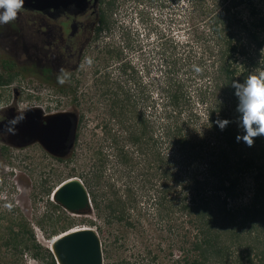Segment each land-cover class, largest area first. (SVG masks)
I'll return each mask as SVG.
<instances>
[{"label":"trees","instance_id":"obj_1","mask_svg":"<svg viewBox=\"0 0 264 264\" xmlns=\"http://www.w3.org/2000/svg\"><path fill=\"white\" fill-rule=\"evenodd\" d=\"M174 1V25L148 23L143 7L137 10L150 26L145 49L142 39L134 43L137 30L113 17L118 0H99L93 41L116 29V39L103 45L115 71L95 80L106 102L99 123L104 142L91 152V172L77 174L95 215L87 222L101 239L103 264H264V136L251 147L237 141L244 132L232 87L264 68V13L253 0ZM136 46L139 62L130 55ZM0 65V87L31 73L79 104L74 77L60 84L34 68H16L7 57ZM220 120L230 123L222 130ZM2 149L7 156V146ZM44 184L32 197L47 196L35 222L51 225L50 233L44 229L50 238L74 221L48 199L51 187ZM0 219L9 221L1 243L17 258L28 253L57 264L21 214Z\"/></svg>","mask_w":264,"mask_h":264},{"label":"rangeland","instance_id":"obj_2","mask_svg":"<svg viewBox=\"0 0 264 264\" xmlns=\"http://www.w3.org/2000/svg\"><path fill=\"white\" fill-rule=\"evenodd\" d=\"M143 1L139 0L140 5H138L137 0H118V7L113 17L124 25L132 26L135 33L137 30L139 38H133L135 45H138V39H142V45L147 49V40H152V38H146L147 27L150 26H147L146 22L141 23L137 17V10L141 9V6L143 7V13L147 17L148 23L159 22L161 26L174 25L169 17L174 13L176 2L164 0V4L160 5L159 0L157 2L155 0ZM253 7L264 13V0H253ZM20 18H27V16L21 14ZM110 33H102L99 39L89 44L80 69L72 76L75 78L72 85L77 90V101L79 102L77 106L69 102L71 96L59 97L50 82L31 73L20 75L10 85L0 87V120H3L4 117L1 113L2 110L10 106H15L19 110L39 106L45 113L69 110L82 115L78 130L80 132L78 143L75 148H73L74 145L72 146L67 155L63 157L64 160L55 159L37 143H29L21 148H8L7 156L0 155V215L12 219L21 214L25 221L29 222L37 241L45 246L50 245L52 237L47 238L44 229L50 233L52 227L48 223H44L41 227L36 224L35 219L44 213L47 196L41 192L42 195H38L33 200L32 195L39 191L42 184L48 183L47 185L51 187L48 199L51 200L52 192L60 182L69 177H78V173L87 174L92 170L91 152L98 146V143L102 142L103 144L104 142L99 123L106 111V102L103 98L98 97V91H96L98 83L96 84L95 80L103 73L114 74L115 71V63L108 60V55L105 54L103 48L106 41L116 39V29H112ZM2 45H0V63L2 59L6 58ZM130 55L134 61H140L138 46L133 49L132 53L130 52ZM96 69H100V71L96 73ZM151 71L150 75H154V67ZM261 71H264V68ZM2 143L3 140H0V146ZM245 185L246 193H248L249 184ZM65 213L66 216L73 219V228L90 226L87 220L95 219L93 211L87 214H76L65 210ZM63 221L61 219L58 223ZM8 222L7 219H0V236L6 231L4 227L8 225ZM90 227L96 229L95 225ZM129 232L128 252L130 253L133 251L132 236H134V232ZM255 261L257 262L256 259ZM5 262L7 264H42L28 253L17 258L16 254L14 255L10 249L2 245L0 238V264Z\"/></svg>","mask_w":264,"mask_h":264},{"label":"water","instance_id":"obj_3","mask_svg":"<svg viewBox=\"0 0 264 264\" xmlns=\"http://www.w3.org/2000/svg\"><path fill=\"white\" fill-rule=\"evenodd\" d=\"M99 0H93L96 4ZM88 0H25L24 8L45 10L75 4L85 7ZM24 119L18 124L9 122L18 114ZM7 135L5 144L20 147L29 143L39 145L51 156L64 157L72 148L78 125L74 111L61 110L45 113L39 106L15 111L10 107L4 119ZM15 128V134L9 129ZM52 199L70 213H91L92 205L89 192L78 177H69L60 182L52 192ZM65 232V231H64ZM57 264H103L102 243L98 232L93 227L76 228L66 231L49 245Z\"/></svg>","mask_w":264,"mask_h":264},{"label":"flooded vegetation","instance_id":"obj_4","mask_svg":"<svg viewBox=\"0 0 264 264\" xmlns=\"http://www.w3.org/2000/svg\"><path fill=\"white\" fill-rule=\"evenodd\" d=\"M98 4L99 1L94 4L93 0H88L85 7L75 4L45 10L23 7L14 21L0 24V45L3 44V53L13 60L15 66L28 71L34 68L41 75L59 77L64 74L61 72L63 69L67 78L71 79L80 69L83 56L93 42ZM21 14L27 18L19 19ZM10 107L1 112L4 117L0 120V140L7 135L4 119ZM14 110L19 109L14 106ZM77 117L79 120L78 114ZM3 145L7 146L6 151L8 148L22 147H12L3 141L0 155H4Z\"/></svg>","mask_w":264,"mask_h":264},{"label":"clouds","instance_id":"obj_5","mask_svg":"<svg viewBox=\"0 0 264 264\" xmlns=\"http://www.w3.org/2000/svg\"><path fill=\"white\" fill-rule=\"evenodd\" d=\"M25 0H0V24H9L17 18L18 12L23 8ZM59 76L58 83L66 82L67 73ZM232 87L238 98L237 111L240 114L238 126L243 129L244 134L237 136V141L243 140L249 147L253 145L254 138L264 136V71L258 74L249 75L243 82L234 81ZM24 115L18 114L9 122L12 125L18 124L24 119ZM223 130L230 121H217ZM15 128H10V134H15Z\"/></svg>","mask_w":264,"mask_h":264},{"label":"bare ground","instance_id":"obj_6","mask_svg":"<svg viewBox=\"0 0 264 264\" xmlns=\"http://www.w3.org/2000/svg\"><path fill=\"white\" fill-rule=\"evenodd\" d=\"M84 227H86V226H84ZM84 227H77V229H78V228H84ZM72 229H73V228H72ZM74 229H76V228H74ZM69 230H70V229H69ZM67 231H68V230H67ZM65 232H66V231H65ZM65 232H61V233H59V234L53 236L52 239H51V241H53L54 239H56L58 236L62 235V234L65 233ZM51 241H50V243H51Z\"/></svg>","mask_w":264,"mask_h":264}]
</instances>
